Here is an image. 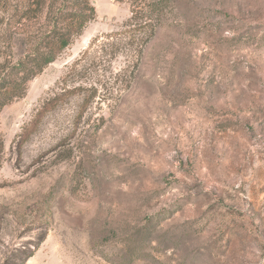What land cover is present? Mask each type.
<instances>
[{"label":"rangeland","instance_id":"rangeland-1","mask_svg":"<svg viewBox=\"0 0 264 264\" xmlns=\"http://www.w3.org/2000/svg\"><path fill=\"white\" fill-rule=\"evenodd\" d=\"M140 1L160 0H90L96 20L3 109L0 264L44 233L26 264H264V0H164L139 55L122 38ZM24 3L0 7L16 61Z\"/></svg>","mask_w":264,"mask_h":264},{"label":"trees","instance_id":"trees-1","mask_svg":"<svg viewBox=\"0 0 264 264\" xmlns=\"http://www.w3.org/2000/svg\"><path fill=\"white\" fill-rule=\"evenodd\" d=\"M5 1L8 0H0V7ZM168 4L164 0L152 3L140 1L134 6L131 17L124 23V28L127 30V35L124 33L125 36L122 38L124 44L133 43L140 47V55L144 46L154 36ZM15 16L18 17L20 24L26 23V34L30 37L31 47L23 58L16 61L9 38L8 51L3 53L7 55H0V115L6 106L26 95L28 84L73 45L86 27L96 20L97 12L90 0H25L21 8H15L11 17ZM43 21L46 29L39 33H33L35 32L34 28L41 25ZM100 37L92 40L84 55L89 52ZM112 37V34H107L101 38ZM78 62L79 60L74 65H77ZM66 94L68 93L63 92L48 100L40 115L57 108ZM84 103L86 106L89 105V100H85ZM3 151L4 145L0 142V168ZM46 238L47 233L42 234L32 249H13L3 264H26L39 250Z\"/></svg>","mask_w":264,"mask_h":264}]
</instances>
